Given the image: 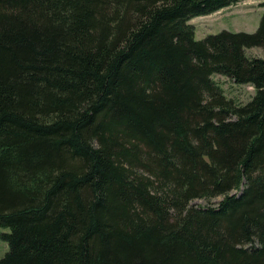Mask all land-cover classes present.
Instances as JSON below:
<instances>
[{"label": "trees", "instance_id": "obj_1", "mask_svg": "<svg viewBox=\"0 0 264 264\" xmlns=\"http://www.w3.org/2000/svg\"><path fill=\"white\" fill-rule=\"evenodd\" d=\"M238 1L0 0V264H264V12L188 23Z\"/></svg>", "mask_w": 264, "mask_h": 264}, {"label": "rangeland", "instance_id": "obj_2", "mask_svg": "<svg viewBox=\"0 0 264 264\" xmlns=\"http://www.w3.org/2000/svg\"><path fill=\"white\" fill-rule=\"evenodd\" d=\"M263 12L264 0H239L228 8L211 15L193 18L188 23L194 28L196 40H203L208 35L218 34L221 31L254 33L258 28ZM245 54L249 58L264 60V51L261 48L245 49ZM213 79L229 99H233L241 105L248 103L255 95V89L250 85H235L233 81L221 75H214ZM218 201L220 198H215L208 204L215 206ZM191 204L193 206H207L204 199H195ZM4 232H8V230L0 228V234ZM7 250V243L0 238V258L4 256Z\"/></svg>", "mask_w": 264, "mask_h": 264}]
</instances>
